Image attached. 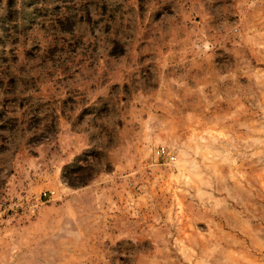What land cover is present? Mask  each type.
Returning a JSON list of instances; mask_svg holds the SVG:
<instances>
[{
    "label": "rangeland",
    "instance_id": "rangeland-1",
    "mask_svg": "<svg viewBox=\"0 0 264 264\" xmlns=\"http://www.w3.org/2000/svg\"><path fill=\"white\" fill-rule=\"evenodd\" d=\"M0 264H264V0H0Z\"/></svg>",
    "mask_w": 264,
    "mask_h": 264
},
{
    "label": "built area",
    "instance_id": "built-area-1",
    "mask_svg": "<svg viewBox=\"0 0 264 264\" xmlns=\"http://www.w3.org/2000/svg\"><path fill=\"white\" fill-rule=\"evenodd\" d=\"M155 155L157 158H168L170 160H174V155L171 154L167 148L165 147H159L156 149L155 151ZM44 197H46V194L43 195Z\"/></svg>",
    "mask_w": 264,
    "mask_h": 264
}]
</instances>
